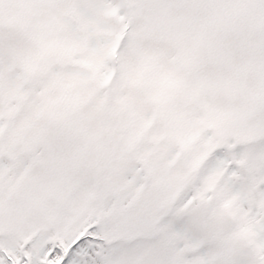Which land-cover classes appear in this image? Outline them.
<instances>
[{"label":"snow or ice","instance_id":"obj_1","mask_svg":"<svg viewBox=\"0 0 264 264\" xmlns=\"http://www.w3.org/2000/svg\"><path fill=\"white\" fill-rule=\"evenodd\" d=\"M0 264H264V0H0Z\"/></svg>","mask_w":264,"mask_h":264}]
</instances>
